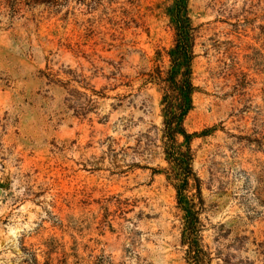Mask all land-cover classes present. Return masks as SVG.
<instances>
[{
  "label": "rangeland",
  "instance_id": "rangeland-1",
  "mask_svg": "<svg viewBox=\"0 0 264 264\" xmlns=\"http://www.w3.org/2000/svg\"><path fill=\"white\" fill-rule=\"evenodd\" d=\"M172 0H0V264H189L146 76ZM189 133L210 264H264V0H190ZM163 65L167 66L164 59ZM149 137L154 145L148 148Z\"/></svg>",
  "mask_w": 264,
  "mask_h": 264
},
{
  "label": "trees",
  "instance_id": "trees-1",
  "mask_svg": "<svg viewBox=\"0 0 264 264\" xmlns=\"http://www.w3.org/2000/svg\"><path fill=\"white\" fill-rule=\"evenodd\" d=\"M168 10L170 25L174 33V43L170 50L157 52L155 68L144 74L146 83L156 86L161 99V149L168 167L163 173L167 183L176 192L177 208L183 213L182 239L187 246L189 264H210L209 254L204 250L202 233L205 225L201 215L205 211L202 195V181L194 170L195 152L192 144L195 139L211 133H189L185 121L194 109L193 97L198 88L194 84V62L197 42V28L193 25L189 13L190 0H172ZM164 59L167 66L163 65ZM148 148L155 146L149 137ZM158 147V146H155Z\"/></svg>",
  "mask_w": 264,
  "mask_h": 264
}]
</instances>
